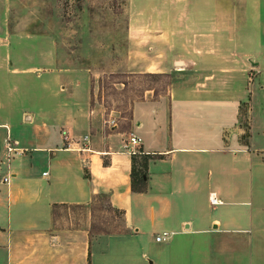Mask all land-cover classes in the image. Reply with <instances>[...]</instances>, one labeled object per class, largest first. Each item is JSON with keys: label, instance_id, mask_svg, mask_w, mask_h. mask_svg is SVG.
<instances>
[{"label": "crops", "instance_id": "obj_1", "mask_svg": "<svg viewBox=\"0 0 264 264\" xmlns=\"http://www.w3.org/2000/svg\"><path fill=\"white\" fill-rule=\"evenodd\" d=\"M171 1L127 0V40L177 43L183 56L177 73L144 69V96L109 128L90 69L60 65L71 52H59L57 0H0V177L10 175L0 182V264H264V127L251 105L264 82L247 81L251 69L256 78L264 70V41L245 25L235 32L233 5L218 20L219 1ZM24 37L50 41L51 67L11 61L13 42ZM27 71L82 79L72 88L77 101L59 112L47 86L27 97ZM149 77H163V90ZM27 98L44 109L27 111ZM131 132L152 155L144 191L131 188L133 154L122 147ZM7 138L23 150L8 162ZM212 192L220 203H209ZM106 207L119 230L94 227ZM163 232L168 239L156 241Z\"/></svg>", "mask_w": 264, "mask_h": 264}, {"label": "rangeland", "instance_id": "obj_2", "mask_svg": "<svg viewBox=\"0 0 264 264\" xmlns=\"http://www.w3.org/2000/svg\"><path fill=\"white\" fill-rule=\"evenodd\" d=\"M218 1L223 6V10L218 12V20H221L220 16L225 18L227 5L229 7L233 5L231 19L233 20L235 32L245 25L243 28L250 33V37H258L264 41V0H214L213 3ZM89 2L90 5L87 7L81 0H57L55 18L58 23V35L62 40L59 44V52L61 54L65 50L71 52L70 58L61 61L60 65L64 66L66 64L72 68L85 67L90 69L92 74L91 86L97 101V114L103 126L113 128L118 125L120 117L129 114L132 101L144 96L146 77L145 74H142V71L149 68L152 71L170 70L171 74L177 73L180 71L177 63L183 55L179 51L177 43H151L150 38L149 44L139 42L138 39L129 42L125 31L129 12L127 0H90ZM170 3L175 5L178 2L172 0ZM170 7H173L170 9L175 11V15L171 20L176 21L178 19L176 6ZM227 15L229 14L227 13ZM174 30L176 34L177 29ZM108 38L111 42H102L105 39L107 41ZM114 38L117 40L115 43H113ZM12 47L14 48V50L11 49L13 51L11 52L12 62L26 68L51 67L52 49L50 41L46 38L31 39L24 37L20 39V43L13 42ZM85 51L89 54V59H79V54ZM103 52L110 53L109 57L105 58V54H103L104 58L101 57ZM192 66L193 61H188L187 67L191 68ZM130 71H134L133 74ZM188 71L190 70L187 69ZM253 71L255 70L251 69L248 73V83L252 85L255 81L254 83L258 84L259 79L264 82V70L257 78V72ZM39 74L36 71L28 72L24 79L25 82H23V85L21 84L27 92V97L39 96V92H43L45 86H47L48 92L49 89L51 90L53 101L59 104V112L60 110L64 111L60 103L67 102V99L77 101L75 100L76 91H73L72 88L82 84V79L60 72L57 73V76L53 75L50 81L47 79L49 77L44 74H40L41 78H38ZM61 83L66 85V89L55 91V87L59 88ZM121 83L124 85H121ZM165 83L163 77H149V86L155 84L158 90H163ZM251 103L255 107L253 115L256 116L258 113V122H261L260 126L264 127L263 94H259L255 99L252 97ZM37 104L38 102L34 103L27 98L24 106L29 112L30 110L41 111V109H44L45 106L39 107ZM247 111V107L244 106L241 112V119L245 123L243 134L245 136L249 135L248 123L250 117ZM53 112L56 113V110L53 109ZM113 123L115 126H113ZM131 133H129V136ZM122 147L125 148L124 143ZM136 156L138 162H140L142 161L140 156H145V153H138ZM108 210L106 207L105 215H100L98 220L97 217L94 219V227L98 231L114 232L119 230L117 223L113 222L109 216Z\"/></svg>", "mask_w": 264, "mask_h": 264}, {"label": "built area", "instance_id": "obj_3", "mask_svg": "<svg viewBox=\"0 0 264 264\" xmlns=\"http://www.w3.org/2000/svg\"><path fill=\"white\" fill-rule=\"evenodd\" d=\"M257 73H259L260 71H256ZM255 76V74H254ZM253 76V77H254ZM114 124V123H113ZM115 126V124L113 125ZM63 139L66 141V147H70L71 141L70 138L67 135L63 136ZM82 141L84 142H88L89 141V136L88 135H84L82 138ZM141 144V138L137 135H135L134 133H131V135L128 137L126 143L124 144L126 150L131 153V154H138V153H142L137 147ZM4 158L5 160L8 162L11 158L14 157V155L21 153L23 150L21 148L16 147L15 145H13V143L11 142L10 139H6L4 142ZM83 149V148H82ZM1 169V167H0ZM9 177L10 175H6V176H2L0 177V182L2 183H8L9 181ZM220 199L217 198V196L215 195V193H210L209 194V203L211 205H216L218 203H220ZM169 237V233L168 232H163L161 235H157L155 237L156 241H166Z\"/></svg>", "mask_w": 264, "mask_h": 264}, {"label": "trees", "instance_id": "obj_4", "mask_svg": "<svg viewBox=\"0 0 264 264\" xmlns=\"http://www.w3.org/2000/svg\"><path fill=\"white\" fill-rule=\"evenodd\" d=\"M142 161L138 162L137 156L132 155L131 161V188L133 191H144L146 188L145 175L147 171V165L152 156L150 154H145V156H140Z\"/></svg>", "mask_w": 264, "mask_h": 264}]
</instances>
